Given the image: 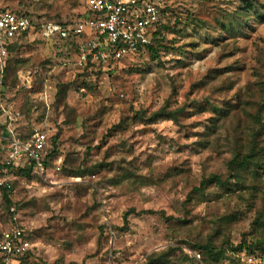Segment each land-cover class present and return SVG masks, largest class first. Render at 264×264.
Listing matches in <instances>:
<instances>
[{"label":"rangeland","instance_id":"obj_1","mask_svg":"<svg viewBox=\"0 0 264 264\" xmlns=\"http://www.w3.org/2000/svg\"><path fill=\"white\" fill-rule=\"evenodd\" d=\"M240 2L173 0L176 12L183 17L189 13L207 25L169 34L172 46L181 49L161 50L158 61L148 54L131 56L99 77L79 76L82 67L60 40L33 34L10 56L26 62L12 77L13 87L1 86L9 58H0V163L5 160L10 122L1 107L18 114L11 124L13 133H58L61 144L62 154L37 175L39 182L15 178L13 172L8 178L14 180L15 200L26 207L13 205L9 216L0 192V232L11 226L10 217L34 233L30 264H142L146 255L169 244L196 258L178 264H205L196 250L177 239L204 237L221 214L243 209L244 202L214 184L203 195L192 194L190 201L188 195L210 174L224 179L234 151L248 146L259 101L257 83L264 76V19L247 20L235 33L224 31L217 21ZM2 10L27 11L39 22H70L86 10V0H0ZM43 69L50 74L42 75L46 81L40 86L34 80ZM59 79L72 82L68 103L76 109L75 120L53 108ZM82 82L90 88L81 87ZM25 97L33 106L23 118L18 108ZM165 104L183 109L176 123L160 119L131 124L123 132L112 128L140 110L147 119ZM66 154L71 164L110 163L112 170L124 160L136 180L110 185L106 180L112 174L105 169L67 177L61 171L62 166L68 168L63 165ZM261 176L264 181V169ZM130 208L134 213L122 230L123 213ZM253 217L251 210L242 212L231 229L235 243L246 232L250 241L264 245V230L253 229ZM238 262L264 264V254L256 258L242 252ZM217 264L238 263L231 258Z\"/></svg>","mask_w":264,"mask_h":264},{"label":"trees","instance_id":"obj_2","mask_svg":"<svg viewBox=\"0 0 264 264\" xmlns=\"http://www.w3.org/2000/svg\"><path fill=\"white\" fill-rule=\"evenodd\" d=\"M1 12H12L16 15L27 16L31 25L34 22L37 24L20 35L13 37L7 45V58L8 67L4 66L3 70V80L1 82L2 87H13L16 80H13L19 70H22L25 67V63L20 60H15L12 57V54L19 48L21 43L24 40H28L31 34L40 36L41 22L35 20L27 11H11V10H2ZM87 12L86 10L78 15L77 19L83 18ZM228 17H223L217 20L221 25L224 31L229 33H235L241 29L243 24L248 23L247 20L252 18L256 21L264 19V4L258 2L257 0H241L238 6L229 12ZM77 21V20H76ZM75 21L62 22L58 21L63 25H70ZM207 23L198 20L189 13L183 17L180 13L176 12L174 8L170 7L162 11L158 21L155 24L154 30L151 32L150 43L146 45L144 49H140L139 52L133 56H140L142 54H148L153 60L160 59L161 50H180V47H173V39L168 40L167 36L171 34L172 36H178L181 34L182 30L191 26L194 31L196 29L206 26ZM46 40L57 39L62 42V45L67 47L71 53L77 57V53L80 47V39L75 37L73 34H69L66 38L52 37V38H43ZM9 56V57H8ZM5 57V58H6ZM126 60V58L120 59L117 62L108 64L107 68L98 66L95 69V66L91 65L89 62L82 67V72L79 74L86 73L87 75H95L99 77L103 74V70L108 69V71L113 70L115 65L119 64L121 61ZM264 65V64H263ZM49 70L43 69L41 71V76L34 80V82L40 86L45 84V77L49 76ZM15 76L14 78H12ZM81 87L90 88V85L86 82H82ZM259 87V101L257 102V107L255 113L253 114V124L251 127L250 141L248 146L243 149H236L227 163V176L222 179L218 174H210L208 177L202 178L198 186L192 188L189 192L187 201L191 200L192 194H202L205 192V189L210 184H214L216 187H224L228 193L237 195V198L240 201L244 202L243 209L234 208L226 213L221 214V216L212 224L210 231L200 239L190 240L189 238H178L177 240L180 243L188 245L191 250H196L199 253L200 260L205 264H217L223 259L235 258V262L239 264V255L244 253L246 255L258 257L259 254H264V245L261 241L252 242L248 238V234L242 233L241 238L236 243L233 240L231 229L238 219L242 216V212L245 210H251L254 213L252 220L253 229L259 228L264 230V181L262 180L261 172L264 169V143H260V138L264 134V76L261 80H258L257 83ZM72 87V82H64L62 80H56L55 82V93L53 99V108L55 111H61L65 116H71L75 120L76 118V109H74L68 103L69 91ZM11 101V99L7 100ZM33 106L32 103H28V98L25 97L24 102L18 108L21 116L26 118L29 114V109ZM183 112V109H169L165 104L153 111L149 118L144 119L143 115L145 114L144 110H140L135 113V116L132 119L121 118L119 123L113 126V129H116L118 132H123L126 127L131 124L138 122L145 123H154L160 119L170 120L173 122L178 121V115ZM44 115V114H43ZM41 115V117L43 116ZM71 121L72 118H71ZM70 123V122H68ZM46 134L44 130H41ZM111 132V131H110ZM33 132L29 130L26 135H19L22 139H27L31 136ZM59 134L55 133L54 135L46 134V146L43 149L44 156L42 158V164L45 169L51 168L52 163L55 159L62 154L61 144L58 139ZM71 156L69 154L65 155L64 164L68 168L62 166L61 171L67 177H84L85 175H96L101 173L105 169L108 173H111L112 176L107 178V183L118 184L123 179L134 183L136 180V174L126 165H123L124 160L120 162L112 170L110 163H95L90 166H84L83 163L79 162L77 164H71ZM3 163V162H2ZM2 163H0V168H2ZM14 176H19L25 178L26 180L40 181V177L34 174L32 169L31 162L25 163L24 166L13 169L12 171ZM1 176V174H0ZM14 180L10 179L9 183L11 185L10 189L5 187H0V192L3 198V207L4 210L9 213L11 206L15 205L17 208L21 209L26 207L27 204L22 202H17L13 195L14 190ZM233 181V182H231ZM212 201V200H211ZM244 210V211H243ZM134 213L133 208L126 210L123 213V226L122 230L127 228L129 216ZM162 216L164 215L161 213ZM181 224L185 223V220H178ZM9 224L17 225L12 218L9 217ZM252 229V230H253ZM0 232V237H1ZM31 232L28 233L29 240L32 238ZM31 241V240H30ZM30 251L22 259V264H30ZM186 260L195 261L196 258L192 254L186 253L182 247L169 244L167 247L153 251L145 256L142 264H178L185 262ZM75 264V263H70ZM195 264V262H194Z\"/></svg>","mask_w":264,"mask_h":264},{"label":"built area","instance_id":"obj_3","mask_svg":"<svg viewBox=\"0 0 264 264\" xmlns=\"http://www.w3.org/2000/svg\"><path fill=\"white\" fill-rule=\"evenodd\" d=\"M172 3L173 0H86L87 12L83 18L68 26L53 21L41 22L40 35L43 38H66L73 34L80 39L77 66L83 67L89 62L95 67L107 68L108 64L144 49L150 43L151 32L162 11L170 8ZM33 25L27 16L1 12L0 58L7 56L10 40L27 32ZM24 81L30 85V80ZM1 108L10 122L5 160L0 170V187L10 189L8 178L13 169L27 162H31L34 174L41 176L45 172L42 158L47 138L44 132L35 129L29 138L22 139L10 128L18 114ZM10 211H14L13 206ZM30 249L31 241L26 230L18 224L12 225L1 233L0 264H22Z\"/></svg>","mask_w":264,"mask_h":264},{"label":"crops","instance_id":"obj_4","mask_svg":"<svg viewBox=\"0 0 264 264\" xmlns=\"http://www.w3.org/2000/svg\"><path fill=\"white\" fill-rule=\"evenodd\" d=\"M10 128H12V126H10Z\"/></svg>","mask_w":264,"mask_h":264}]
</instances>
